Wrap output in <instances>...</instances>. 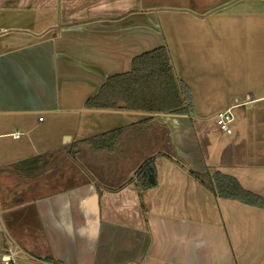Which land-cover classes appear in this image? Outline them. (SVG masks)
Wrapping results in <instances>:
<instances>
[{
	"label": "crops",
	"instance_id": "obj_1",
	"mask_svg": "<svg viewBox=\"0 0 264 264\" xmlns=\"http://www.w3.org/2000/svg\"><path fill=\"white\" fill-rule=\"evenodd\" d=\"M223 3L0 0V264L11 246L16 264H264V207L189 173L218 170L264 197V42L248 64L233 51L230 82L196 76L218 59ZM198 36L209 43L184 45L179 74L172 47ZM160 46L190 90L188 114L85 108L107 77ZM193 93L235 110L231 133L215 113L194 115ZM119 127L113 151L75 153ZM151 156L158 182L140 189L135 172Z\"/></svg>",
	"mask_w": 264,
	"mask_h": 264
},
{
	"label": "trees",
	"instance_id": "obj_2",
	"mask_svg": "<svg viewBox=\"0 0 264 264\" xmlns=\"http://www.w3.org/2000/svg\"><path fill=\"white\" fill-rule=\"evenodd\" d=\"M189 88L175 75L169 50L160 46L133 58L131 69L106 78L96 94L84 103L89 109H126L150 113L188 114L192 103L186 100ZM148 120V119H146ZM125 127H119L77 142L81 152L113 151L120 143ZM153 156L136 169L134 179L140 189L157 185V170ZM189 173L215 195L264 207V197L245 189L239 180L218 170Z\"/></svg>",
	"mask_w": 264,
	"mask_h": 264
},
{
	"label": "rangeland",
	"instance_id": "obj_3",
	"mask_svg": "<svg viewBox=\"0 0 264 264\" xmlns=\"http://www.w3.org/2000/svg\"><path fill=\"white\" fill-rule=\"evenodd\" d=\"M162 10V9H160ZM218 13L223 17V31L218 37V59L216 62L211 64V62L206 60V68L212 69V73L210 75H206L202 69L197 71V78L199 75L203 78H212L215 77L222 78V80H227L230 82L231 80V72H232V63L237 54H234V59L232 60L233 51L239 50L244 54V60L242 62H246L248 64V60L250 58H255V49L263 48L261 45L264 42V38L258 37L259 33L264 29V0H224V3L218 7ZM257 34L254 36V34ZM171 39V38H170ZM206 40L209 43V39L199 38L198 37H190L188 39H176V45L172 47L173 59L175 64L177 65V69L179 74L181 73L180 67L186 63L185 56V48L184 45L186 43H191V48H193L197 43L195 41H199L200 46H203ZM240 56L236 57V60L240 62ZM181 59V62L179 61ZM237 64V61H235ZM254 62H251V65ZM256 64V63H255ZM185 68H188L192 71H195L192 63H187ZM217 72V75H216ZM246 83L251 81L250 77H244ZM198 85H194V89H196ZM199 88V87H198ZM228 93H230V86H227ZM193 92V90H192ZM193 104H194V115H207L213 113L217 114L220 110H223L226 106V102L216 101L213 99L203 100L200 95L197 93H193ZM226 109V108H225ZM237 110V109H236ZM235 111V110H234ZM234 111L231 110L232 114ZM234 119V117H233ZM211 125V124H210ZM232 126V123H231ZM213 130V128H211ZM84 169V168H83ZM85 174L86 170L84 169ZM95 174V173H93Z\"/></svg>",
	"mask_w": 264,
	"mask_h": 264
},
{
	"label": "built area",
	"instance_id": "obj_4",
	"mask_svg": "<svg viewBox=\"0 0 264 264\" xmlns=\"http://www.w3.org/2000/svg\"><path fill=\"white\" fill-rule=\"evenodd\" d=\"M215 120L217 122V125L219 126L220 129L227 133L232 132V127L231 123L233 121V114L231 112V107L220 110L216 116ZM20 133L17 132L16 136H19ZM20 250L18 248H13L12 246L9 248L8 252H6L3 255V262L5 264H16L17 259H18V254Z\"/></svg>",
	"mask_w": 264,
	"mask_h": 264
}]
</instances>
